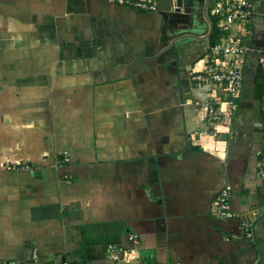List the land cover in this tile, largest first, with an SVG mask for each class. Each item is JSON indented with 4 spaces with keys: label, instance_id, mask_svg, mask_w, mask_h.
<instances>
[{
    "label": "crops",
    "instance_id": "1",
    "mask_svg": "<svg viewBox=\"0 0 264 264\" xmlns=\"http://www.w3.org/2000/svg\"><path fill=\"white\" fill-rule=\"evenodd\" d=\"M152 1L0 0V260L264 264V0L243 38L261 62L217 124L224 90L191 76L228 35L219 0Z\"/></svg>",
    "mask_w": 264,
    "mask_h": 264
},
{
    "label": "built area",
    "instance_id": "2",
    "mask_svg": "<svg viewBox=\"0 0 264 264\" xmlns=\"http://www.w3.org/2000/svg\"><path fill=\"white\" fill-rule=\"evenodd\" d=\"M120 5H129L140 11H155L152 0H113ZM254 4L251 0H219L211 10L213 17L217 19V27L228 33L222 37L219 43L213 44L209 49L215 66L207 67L204 71L195 73L191 79L198 86H217L223 89L227 100L223 113L215 109L213 104L207 103L204 122L219 123L222 119L231 118L237 108V100L241 93L244 70L251 62H261L259 55L251 48L245 46L243 38L252 34L250 25L253 23ZM221 60L215 61L217 57ZM215 136V134H213ZM264 175L263 168L259 172ZM212 211L218 220L232 221L237 214L231 210L229 192L221 189L212 202ZM134 247L138 244L134 237H130ZM109 258L116 264H131L135 261V249H127L122 246L108 245ZM0 264H21L15 260H0ZM53 264H74L61 260ZM82 264V263H76Z\"/></svg>",
    "mask_w": 264,
    "mask_h": 264
},
{
    "label": "water",
    "instance_id": "3",
    "mask_svg": "<svg viewBox=\"0 0 264 264\" xmlns=\"http://www.w3.org/2000/svg\"><path fill=\"white\" fill-rule=\"evenodd\" d=\"M176 6L180 7L181 6V0H176Z\"/></svg>",
    "mask_w": 264,
    "mask_h": 264
},
{
    "label": "trees",
    "instance_id": "4",
    "mask_svg": "<svg viewBox=\"0 0 264 264\" xmlns=\"http://www.w3.org/2000/svg\"><path fill=\"white\" fill-rule=\"evenodd\" d=\"M213 35H217V31H215V33ZM213 45V44H212Z\"/></svg>",
    "mask_w": 264,
    "mask_h": 264
}]
</instances>
